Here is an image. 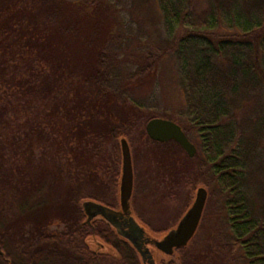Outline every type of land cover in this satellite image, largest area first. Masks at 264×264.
Segmentation results:
<instances>
[{
    "label": "trees",
    "instance_id": "trees-1",
    "mask_svg": "<svg viewBox=\"0 0 264 264\" xmlns=\"http://www.w3.org/2000/svg\"><path fill=\"white\" fill-rule=\"evenodd\" d=\"M156 2L167 44L144 47L136 66L121 74L124 62L110 46L121 37L112 27L116 13L110 3L0 0V264H53V257L56 264H71L91 235L119 250L127 259L119 264H142L103 217L88 221L83 203L119 206L121 139L131 144L135 133L148 135L146 124L154 117L176 121L190 140L197 136L200 170L218 186L229 226L222 246L242 264H264V201L256 200L264 195V0H253L248 11L235 10L239 0ZM171 53L178 60L186 125L153 103L142 116L146 105L133 97ZM224 56L227 65L217 62ZM34 101L54 103V117L49 113L46 121L14 131L8 104L23 103V110ZM148 137L185 152L175 139ZM107 140L113 141L116 159L100 166ZM55 223L64 229L56 230L53 248L48 228ZM88 249L83 247V264H96ZM199 260L184 252L181 264L212 263L206 256Z\"/></svg>",
    "mask_w": 264,
    "mask_h": 264
},
{
    "label": "rangeland",
    "instance_id": "rangeland-1",
    "mask_svg": "<svg viewBox=\"0 0 264 264\" xmlns=\"http://www.w3.org/2000/svg\"><path fill=\"white\" fill-rule=\"evenodd\" d=\"M103 1L110 3L116 13L112 27L115 32L120 33L121 37L113 40L110 46L115 51L117 50L118 56L124 62L119 67L121 74L127 73L131 67L136 66V60L144 47L151 49L152 46L163 47L167 44L168 35L156 0ZM252 4L253 0H239L238 4L235 5V10L248 11L252 8ZM128 55L132 56V61ZM226 57H222V60L217 58V62L223 61V64L227 65L228 59ZM259 61H262L261 57ZM260 65L263 69L264 64ZM118 84H121V80L116 85ZM133 97L137 102L146 105L145 109L142 110V116L148 110V103H153L157 110H169L186 125L182 115L185 109L184 94L179 84L178 60L174 54L163 56L152 82L137 86ZM22 104L16 102L8 104L14 115V131L19 127L21 130L26 129L33 120L44 122L49 117H54L53 113H50L54 103L34 101L27 104L23 110L20 106ZM49 113L51 115L47 118ZM260 126L264 133V122H261ZM148 138V135L135 133L131 144H129L134 167L133 194L134 191L137 193L136 199L131 200L133 216L151 235L161 237L167 228L176 227L179 220L193 204L198 188L204 187L208 195L203 215L197 232L186 245L185 255H188L191 260L195 259L198 263L201 261H198L199 258L206 256L212 260L211 264H242L222 246L224 237L229 234V226L226 222V213L222 208V196L218 192V186L208 173L200 170L202 154L198 151L197 136L191 135V142L197 147L194 156H190L185 149L184 152L170 140V143L160 145L151 142ZM261 139L260 150L264 158V134H262ZM38 144L39 142L35 141L34 146L37 147ZM171 147H174L176 151L172 152ZM46 149L49 151V148L46 147ZM36 153L37 156L40 155L39 150H36ZM41 157L37 158L40 159ZM115 159L113 141L107 140L104 149L99 153L98 163L100 166H112ZM49 164L50 162H48L50 167ZM111 170L110 168V173ZM110 173L105 174L106 178L109 177ZM171 187L177 192V197L175 194H171ZM261 189L263 188L261 187ZM259 197L256 200L263 202L264 195ZM11 209L16 210V208ZM63 227V224L51 225V228ZM161 228H166V230L155 231L156 229L161 230ZM199 229H201L200 232H198ZM184 252L176 251L173 255H167L154 249L155 264H162L167 261L181 264Z\"/></svg>",
    "mask_w": 264,
    "mask_h": 264
},
{
    "label": "water",
    "instance_id": "water-1",
    "mask_svg": "<svg viewBox=\"0 0 264 264\" xmlns=\"http://www.w3.org/2000/svg\"><path fill=\"white\" fill-rule=\"evenodd\" d=\"M146 131L152 139L157 141L167 142L175 139L190 156H194L197 152L196 145L188 138L182 126L172 119L154 117L147 122ZM121 149L122 169L119 186V208L114 209L93 200H86L83 207L88 221L98 216L103 217L117 231L119 236L131 242L137 251L144 255L149 252L147 248L143 250L146 240L144 236L148 230L132 214L134 167L131 148L126 138L121 139ZM207 195L208 192L204 187L198 188L193 204L182 216L176 227L169 229L163 236L155 239L157 248L165 254L171 255L176 247L186 246L190 242L198 230ZM150 254V264H155V260Z\"/></svg>",
    "mask_w": 264,
    "mask_h": 264
},
{
    "label": "flooded vegetation",
    "instance_id": "flooded-vegetation-1",
    "mask_svg": "<svg viewBox=\"0 0 264 264\" xmlns=\"http://www.w3.org/2000/svg\"><path fill=\"white\" fill-rule=\"evenodd\" d=\"M112 208H114V207H112ZM118 208H119V206L117 208H114V209H118ZM62 229H64V228H48V232H49L50 236L52 237V238H50V242L49 243H50V246H52L53 248L55 246H58V243L55 240V232H56V230H62ZM111 229L115 232V234H117L119 236V234L117 233V231L113 227ZM169 229H171V228H169ZM169 229H167L165 231V233L167 231H169ZM119 237L124 239L125 241H127L129 243V245L132 246V248L136 251V253H137L138 257H139V260H140V262L142 264H150V259H151V258H149V254L150 253H151L150 255H152V258L155 260V256H154V253H153L154 249L157 250V251H162V250H160L159 248H157L155 246V242L154 241H155V239L157 237L151 235L148 231H147V233L144 236V238L146 240L144 241L143 250H146V248H147V249H149L150 253L148 252V253H146L144 255L141 254L139 251H137V249L133 246V244L131 242H129L128 240H126L122 236H119ZM80 238L83 239V234L80 236ZM59 244H61V243H59ZM81 246H82V248H81V251L79 253V256L76 259H70L71 260V264H72V261L74 262V264H83V253H85L84 250H83V247H85V249H86V246L89 248L88 252L91 254V258H90L91 259V263H96V264H119V261L127 263V259L124 258V257H121V255L119 253V250L115 246H113L110 243L104 242V241L98 239L97 237H95L93 235L89 236V238H87L85 242H82ZM60 247L62 249L65 248L63 246H60ZM178 248H180V247H176L175 248L173 254L177 251ZM60 252L65 253V254L68 253L66 249H63V250L60 249ZM173 254H171V255H173ZM58 259H59V262H61V263L66 261V259H64L62 257H60ZM22 261H23V258H21V262ZM51 262L53 264H56L55 263L56 262L55 257H53V259H51ZM154 263H156V260L154 261ZM128 264H130L129 261H128Z\"/></svg>",
    "mask_w": 264,
    "mask_h": 264
}]
</instances>
